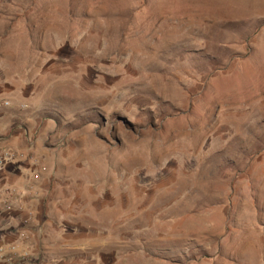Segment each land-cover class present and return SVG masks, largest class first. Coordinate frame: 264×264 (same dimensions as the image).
<instances>
[{"label": "rangeland", "instance_id": "obj_1", "mask_svg": "<svg viewBox=\"0 0 264 264\" xmlns=\"http://www.w3.org/2000/svg\"><path fill=\"white\" fill-rule=\"evenodd\" d=\"M0 264H264V0H0Z\"/></svg>", "mask_w": 264, "mask_h": 264}, {"label": "built area", "instance_id": "obj_2", "mask_svg": "<svg viewBox=\"0 0 264 264\" xmlns=\"http://www.w3.org/2000/svg\"><path fill=\"white\" fill-rule=\"evenodd\" d=\"M14 155L11 152H6L0 155V171L3 170L6 166L12 163ZM13 211V206L9 200L4 199L3 196H0V216L3 214H9Z\"/></svg>", "mask_w": 264, "mask_h": 264}]
</instances>
